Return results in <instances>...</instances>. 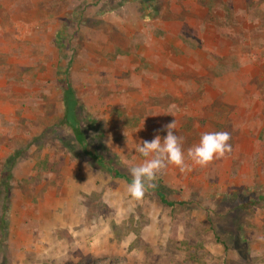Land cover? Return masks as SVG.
Masks as SVG:
<instances>
[{"label":"rangeland","instance_id":"1","mask_svg":"<svg viewBox=\"0 0 264 264\" xmlns=\"http://www.w3.org/2000/svg\"><path fill=\"white\" fill-rule=\"evenodd\" d=\"M65 70L85 147L62 123ZM173 120L185 153L203 132L232 145L158 174L173 207L87 155L131 180L136 143ZM8 177L9 264H264V0H0Z\"/></svg>","mask_w":264,"mask_h":264},{"label":"clouds","instance_id":"2","mask_svg":"<svg viewBox=\"0 0 264 264\" xmlns=\"http://www.w3.org/2000/svg\"><path fill=\"white\" fill-rule=\"evenodd\" d=\"M143 125L136 131L140 130ZM176 122L164 125L163 130L166 136L161 139L156 135L151 141L136 143L137 151L144 159L141 163L130 167L131 183L126 187L128 196L133 201L143 199L147 189L153 187V181L158 174H161L169 165L178 167L181 171L189 168L186 157L192 164L206 167L217 159L224 158L232 152V145L229 143L231 134L227 131L203 132L199 142L189 148L185 153L183 149V137L174 134ZM85 169L91 172V165L86 164Z\"/></svg>","mask_w":264,"mask_h":264},{"label":"trees","instance_id":"3","mask_svg":"<svg viewBox=\"0 0 264 264\" xmlns=\"http://www.w3.org/2000/svg\"><path fill=\"white\" fill-rule=\"evenodd\" d=\"M61 87V100L63 104V118L62 123L71 130L74 140L82 147L86 146V142L83 136L80 125V117L82 115V107L77 101L71 81L68 77V70H65L61 74L60 78ZM90 157L92 163L95 167L105 171L111 177L122 178L126 182L131 183L125 175L120 173L118 170L114 169L107 161L103 159L99 154L87 153ZM1 190H0V255L3 257L0 259V264H9L8 262V252H7V235H8V221L7 214L9 210L10 203V187H9V177L8 180H1ZM149 191H154L158 200L169 207H173L177 203L169 201L166 198L164 192H162V182L158 180V185L149 187Z\"/></svg>","mask_w":264,"mask_h":264}]
</instances>
